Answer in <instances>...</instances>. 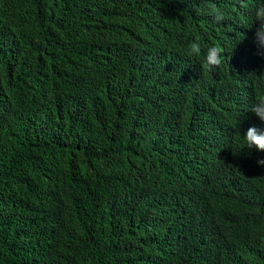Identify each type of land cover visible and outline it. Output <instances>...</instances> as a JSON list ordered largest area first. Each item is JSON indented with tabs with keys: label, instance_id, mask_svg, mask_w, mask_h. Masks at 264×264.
<instances>
[{
	"label": "trees",
	"instance_id": "trees-1",
	"mask_svg": "<svg viewBox=\"0 0 264 264\" xmlns=\"http://www.w3.org/2000/svg\"><path fill=\"white\" fill-rule=\"evenodd\" d=\"M261 4L0 0V264H264Z\"/></svg>",
	"mask_w": 264,
	"mask_h": 264
},
{
	"label": "clouds",
	"instance_id": "clouds-1",
	"mask_svg": "<svg viewBox=\"0 0 264 264\" xmlns=\"http://www.w3.org/2000/svg\"><path fill=\"white\" fill-rule=\"evenodd\" d=\"M209 14L217 22L225 21V13L217 8L209 6ZM255 21L258 26L254 32V42L258 48L257 53L264 55V4L258 5L254 12ZM201 53L199 42H191L186 55L198 57ZM225 51L219 46L210 47L205 56V67L209 70L219 67ZM250 111L262 122H264V97H260L257 103L253 104ZM245 146L248 149L255 148L257 151H264V131L258 130L255 126H250L244 133ZM257 164L264 166V159H258Z\"/></svg>",
	"mask_w": 264,
	"mask_h": 264
}]
</instances>
